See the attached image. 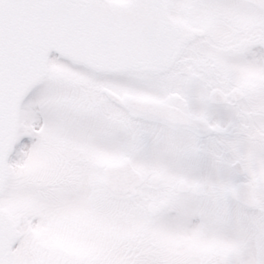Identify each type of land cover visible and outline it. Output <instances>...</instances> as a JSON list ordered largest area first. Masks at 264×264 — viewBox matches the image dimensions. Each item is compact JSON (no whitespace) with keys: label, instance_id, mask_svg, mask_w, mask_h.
<instances>
[{"label":"snow or ice","instance_id":"obj_1","mask_svg":"<svg viewBox=\"0 0 264 264\" xmlns=\"http://www.w3.org/2000/svg\"><path fill=\"white\" fill-rule=\"evenodd\" d=\"M0 264H264V0H0Z\"/></svg>","mask_w":264,"mask_h":264}]
</instances>
